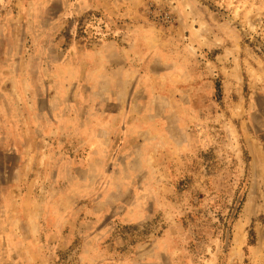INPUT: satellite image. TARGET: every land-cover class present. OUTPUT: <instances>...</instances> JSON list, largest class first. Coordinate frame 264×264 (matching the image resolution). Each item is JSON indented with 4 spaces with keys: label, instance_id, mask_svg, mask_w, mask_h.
<instances>
[{
    "label": "rangeland",
    "instance_id": "374dc122",
    "mask_svg": "<svg viewBox=\"0 0 264 264\" xmlns=\"http://www.w3.org/2000/svg\"><path fill=\"white\" fill-rule=\"evenodd\" d=\"M0 264H264V0H0Z\"/></svg>",
    "mask_w": 264,
    "mask_h": 264
},
{
    "label": "crops",
    "instance_id": "0c3cea01",
    "mask_svg": "<svg viewBox=\"0 0 264 264\" xmlns=\"http://www.w3.org/2000/svg\"><path fill=\"white\" fill-rule=\"evenodd\" d=\"M70 120H71V118H70ZM70 122L71 121L64 122V125H68ZM85 126H86V124H85V122H83V120L77 121L73 126L72 125L67 126L68 130L70 128H72V129H70V132H69L70 135L75 136L76 140H78V142H81L82 145H88L87 135L84 134L85 129L83 130V128Z\"/></svg>",
    "mask_w": 264,
    "mask_h": 264
},
{
    "label": "bare ground",
    "instance_id": "6f19581e",
    "mask_svg": "<svg viewBox=\"0 0 264 264\" xmlns=\"http://www.w3.org/2000/svg\"><path fill=\"white\" fill-rule=\"evenodd\" d=\"M262 234H263V233H262ZM236 242L238 243V242H239V240L237 239V240H236Z\"/></svg>",
    "mask_w": 264,
    "mask_h": 264
}]
</instances>
